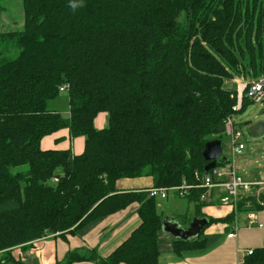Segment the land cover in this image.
<instances>
[{
	"label": "trees",
	"instance_id": "1",
	"mask_svg": "<svg viewBox=\"0 0 264 264\" xmlns=\"http://www.w3.org/2000/svg\"><path fill=\"white\" fill-rule=\"evenodd\" d=\"M20 2L21 30L0 32V264H21L17 252L33 243L75 236L133 205L139 224L111 253L70 250L56 264H158V200L117 183L151 179L165 189L205 174V144L218 139L223 149L225 132L214 130L251 104L242 99L235 112L225 82L264 77V0ZM64 85L66 116L47 108ZM61 130L84 139L80 155L41 150ZM200 193L185 199L208 224L264 210L263 193L206 218ZM205 247L197 238L172 244L177 257ZM240 264H264V246Z\"/></svg>",
	"mask_w": 264,
	"mask_h": 264
},
{
	"label": "crops",
	"instance_id": "2",
	"mask_svg": "<svg viewBox=\"0 0 264 264\" xmlns=\"http://www.w3.org/2000/svg\"><path fill=\"white\" fill-rule=\"evenodd\" d=\"M234 82V80H232ZM66 116V111L60 112ZM96 129H103L106 126V114L100 113L94 120ZM84 139H69L67 130H61L50 136L44 137L40 141L41 150H70L74 155L83 152ZM240 175V174H239ZM242 177V176H241ZM243 178V177H242ZM244 179V178H243ZM245 180L250 183H264V172L256 177H249ZM152 187L151 179L123 180L117 183V188L123 190H148ZM252 193L263 194L264 187H256ZM220 191L213 192L211 206L203 207L200 213L206 218H224L232 211L230 208L218 205ZM195 205L186 199H179L175 195L169 196L165 200H158V213H168L171 218L163 221L162 229L158 233L157 246L159 249L158 264H240L248 252L264 246V210L255 212L256 222L249 226L246 213L235 214L231 223L207 224L195 238L205 240V249L197 252H186L181 257L173 253L172 244L175 238L169 232V228L179 229L187 232L193 220L204 219L194 218L188 220L189 207ZM196 208V207H195ZM137 206L133 205L118 214L109 216L94 224L82 229L77 235H67L65 239L54 237L47 240H40L33 243L30 249L17 252L18 260L21 264H56L63 260L66 253L70 250L85 252L95 249L100 256L111 253L130 232L139 224L136 214ZM163 219V218H162ZM235 236H227L233 232ZM192 238V239H195Z\"/></svg>",
	"mask_w": 264,
	"mask_h": 264
},
{
	"label": "built area",
	"instance_id": "3",
	"mask_svg": "<svg viewBox=\"0 0 264 264\" xmlns=\"http://www.w3.org/2000/svg\"><path fill=\"white\" fill-rule=\"evenodd\" d=\"M236 83V105L233 107L235 112L239 111L242 104V99H247L253 104L263 106L264 105V77L257 79V81L247 82L243 79H237ZM68 89L67 85L60 88V92L63 93ZM225 135L229 138L230 142V157L226 159L225 163L221 166H215L212 170L208 171L201 178L195 175L196 183L187 184L182 182L179 186L169 188H151L148 189V196L156 198L157 200H165L169 196L175 195L180 199L187 198L190 193L195 190H201L199 195V201L208 206H211L213 201V192L220 191L221 197H219L218 205L221 207L230 208L233 213H236L237 206L243 199L254 196L258 197L259 194L252 193V190L256 187L263 186L264 183H250L245 181L238 173H236L235 159L240 157L245 146L239 141L241 138V132L233 125L232 117L227 119L224 123ZM259 203V201H258ZM262 205V203H259ZM249 207V203H246ZM249 226L255 224L256 216L255 212L246 213ZM236 227H233L227 237L232 238L235 236ZM250 251L248 252V254Z\"/></svg>",
	"mask_w": 264,
	"mask_h": 264
},
{
	"label": "rangeland",
	"instance_id": "4",
	"mask_svg": "<svg viewBox=\"0 0 264 264\" xmlns=\"http://www.w3.org/2000/svg\"><path fill=\"white\" fill-rule=\"evenodd\" d=\"M4 5L5 9L0 12V32L21 30L23 16L20 0H6ZM234 80L237 82V78ZM224 88L230 91L236 90V83L231 80L226 81ZM67 107L68 97L66 92L61 93L57 99L50 101L47 105L48 110L60 112L66 111ZM232 118L236 129L242 134L239 141L245 146L243 154L235 159L236 173L240 174L244 180H249V177H256L264 172V132L253 138L248 131L251 126L264 123V105L248 104L243 112L234 115ZM221 140L223 144L222 158L228 159L230 157L229 138L223 135ZM188 216V220L196 216V208L193 205L189 207ZM162 218L163 221H169L173 217L166 212L163 213ZM166 223L168 222L166 221ZM15 257L17 258V256Z\"/></svg>",
	"mask_w": 264,
	"mask_h": 264
},
{
	"label": "water",
	"instance_id": "5",
	"mask_svg": "<svg viewBox=\"0 0 264 264\" xmlns=\"http://www.w3.org/2000/svg\"><path fill=\"white\" fill-rule=\"evenodd\" d=\"M225 131L224 126H219L218 129L214 130V134H222ZM249 133L253 138L258 137L260 134L264 132V123H257L249 128ZM221 142L218 139L208 141L205 144V147L202 152V158L206 161V165L204 167L205 174L215 168L217 165V161L219 159L225 160L222 158V148ZM208 224L207 219H195L192 221L190 229L187 232L180 231L179 229L169 228L168 232L175 238L180 240H189L195 238L200 234V231Z\"/></svg>",
	"mask_w": 264,
	"mask_h": 264
}]
</instances>
